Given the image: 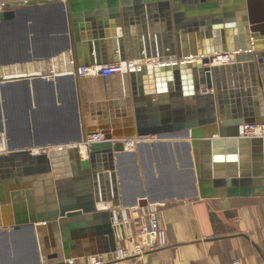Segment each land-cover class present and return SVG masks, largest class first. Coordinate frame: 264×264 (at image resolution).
Here are the masks:
<instances>
[{
	"label": "water",
	"instance_id": "obj_1",
	"mask_svg": "<svg viewBox=\"0 0 264 264\" xmlns=\"http://www.w3.org/2000/svg\"><path fill=\"white\" fill-rule=\"evenodd\" d=\"M58 3L67 14L64 51L72 53L77 67L126 62L123 42L132 26L137 27L142 49L139 67L99 80L111 94L97 101L115 108L110 126L89 132L90 137L100 133L102 141H82L42 155L24 150L0 154L2 209L11 203L17 209V202L23 199L18 192L35 187L38 179L50 185L52 178L47 175L51 170L56 182L72 178L76 183L75 192L48 195L51 203L56 199L58 207L38 215L42 264H66L115 253L128 227L119 223L118 236L112 223L115 208L99 211L97 206L106 201L104 178H111V201L118 200L115 155L126 151L124 140L189 133L201 199L264 196V137L246 138L240 132L242 125H264L259 109L264 99V0H17L12 5L3 4L0 21H13L19 7L43 8ZM159 23L165 38L162 44ZM109 40L116 44L118 58L96 55L95 62H76L80 42L92 53ZM224 56L227 64L215 63L217 57ZM248 68L263 73L262 80L259 76L252 87L238 84L235 77ZM248 146H252L251 159L244 155ZM83 149L86 158L80 160ZM67 155L72 156L71 163L65 159ZM26 195L31 197L29 191ZM137 205L156 209L146 199H139ZM116 219L120 220V213ZM5 226L0 224V229ZM43 227L54 236L47 254L40 241ZM87 232L103 240L104 251L68 255L69 243L77 244ZM153 235L146 239L154 242Z\"/></svg>",
	"mask_w": 264,
	"mask_h": 264
},
{
	"label": "crops",
	"instance_id": "obj_2",
	"mask_svg": "<svg viewBox=\"0 0 264 264\" xmlns=\"http://www.w3.org/2000/svg\"><path fill=\"white\" fill-rule=\"evenodd\" d=\"M66 17L60 3L43 8H16L13 21H0V70L21 72L22 66L68 52L64 51L67 43ZM136 28H130L122 50L126 62L140 64L138 58L141 57L142 44ZM157 33L162 44L165 38L160 23ZM115 49L116 44L109 40L99 44L91 53L89 46L82 41L77 45L76 62H95L96 55L115 59L118 58ZM3 74L9 75L5 71ZM226 74L225 71L227 81ZM262 74L258 68L254 73L248 68L237 72L235 77L238 84L241 82L252 87ZM100 79L96 76L77 80L65 76L49 82L37 78L2 81L0 135L5 141L0 142V146L4 148L3 154L23 150L32 154H48L53 150L74 147L88 140L90 131L98 132L102 126H110L111 113L115 108L97 101L111 94L100 84ZM231 80L233 82L234 79ZM118 107H121L120 103ZM259 109L264 115V99ZM177 134L150 136L149 139L155 141L140 143L135 152L115 155L114 187L119 189V198L116 202L111 201V178H104L106 201L97 206L99 211L113 206L115 210L120 208L127 212L139 199L159 204L157 223L159 229L165 230L166 245L162 248L156 244L153 248L148 245L141 255H129L117 261L114 254L101 255L102 264H233L235 261L239 264H264V196L201 199L194 163L193 169L192 164L189 165L192 162L188 159L187 145L178 140L164 141L166 136ZM251 154L252 146H248L244 155L250 157ZM71 158L67 155L65 159L71 163ZM84 158V152L80 153L79 159ZM52 171L47 175L52 178L50 185L39 180L36 174V186L18 192L23 199L17 202V209L12 203L5 209L0 208V224L7 225L0 229V264H42L36 230L37 225L42 224L38 215L57 209L56 199L51 203L48 197L51 193L76 191L74 179L56 182ZM194 184L197 191L192 189ZM143 188L146 190L142 191ZM131 189L136 192V202L124 195L127 191L130 194ZM28 191L30 198L26 195ZM138 213L143 215L145 212L140 209ZM31 215L34 218L32 222ZM124 238L120 239V245L117 242V249L123 248L130 254L135 240L141 236L131 240L125 234ZM53 240V233L41 228L40 241L45 254L52 250ZM69 246L67 254L72 256L101 253L105 249L103 240L99 241L89 232L85 239L78 240L77 244L76 241L73 245L69 243ZM86 259L66 264H85Z\"/></svg>",
	"mask_w": 264,
	"mask_h": 264
},
{
	"label": "built area",
	"instance_id": "obj_3",
	"mask_svg": "<svg viewBox=\"0 0 264 264\" xmlns=\"http://www.w3.org/2000/svg\"><path fill=\"white\" fill-rule=\"evenodd\" d=\"M1 4H4L1 2ZM0 4V11H3V6ZM224 62H228L227 56H224ZM131 62H118V63H112L111 65H96V66H80L77 67L73 58V55L70 51L65 52V54L49 58V60H43V61H36L33 62L30 66H22L21 72H19L17 75L16 73L12 72L10 73L9 69H1L0 70V83L4 80L8 79H41L44 81H52L57 78L69 76L73 77L77 80H81L84 78H95L96 76L107 78L112 76H122L125 74H128L129 71L136 69L134 66L131 68V65H129ZM133 64V63H131ZM7 72L9 75H4L3 72ZM241 135L246 138H256V137H264V125L262 124H248V125H242L240 127ZM103 136L98 133L97 135H94L92 137H89L88 140H86L87 143H98L99 141H102ZM135 140V139H134ZM4 136L0 135V142L4 143ZM135 143V141H134ZM127 146V145H126ZM133 146V145H132ZM127 148V147H126ZM150 208V207H149ZM120 213V220H116V214ZM153 214V213H152ZM156 215V216H155ZM155 215H152L150 218V224H151V230L147 232L148 230L146 228L143 229L144 233H146V237L153 235L154 242H147L146 237L145 240L141 243H138L136 246H134V249L131 254H129L125 249H116L114 254V260H122L129 257V255H141L144 251V247H150L153 248V245L156 244L158 248H162L166 245V239H165V230L159 229L158 227V213ZM113 223H127L129 220L127 219V214L123 211L118 212L117 210L113 211ZM145 235V234H144ZM103 256L96 257V258H87L85 264H102L104 262ZM233 264H239L237 261H235Z\"/></svg>",
	"mask_w": 264,
	"mask_h": 264
},
{
	"label": "rangeland",
	"instance_id": "obj_4",
	"mask_svg": "<svg viewBox=\"0 0 264 264\" xmlns=\"http://www.w3.org/2000/svg\"><path fill=\"white\" fill-rule=\"evenodd\" d=\"M10 1V0H9ZM1 2V1H0ZM2 2H4V0L2 1ZM180 135H183V137H178L177 139L175 138V140L177 141H179V143H185L186 145L188 144L187 142H186V138L188 137L187 136V134L186 133H182V134H179L178 136H180ZM176 137V136H175ZM162 140L160 139L159 140V142H161ZM156 142H158V141H156ZM141 143V142H140ZM134 145V147L133 146H131L130 148H131V150H133L134 152L136 151V149H137V146L138 145H140V144H135V143H133ZM127 150V149H126ZM126 152V151H125ZM127 153V152H126ZM123 154H125V153H123ZM189 162V161H188ZM191 163H189V165H190ZM124 183H121V185H123ZM125 185V184H124ZM115 189H116V192H117V190L119 191V189L117 188V186L115 187ZM122 189H124V188H122ZM122 189H121V191H122ZM144 190H146L145 188H143L142 189V191H144ZM127 191V190H126ZM118 193V192H117ZM126 196H128L129 197V199L132 201V202H136V198H135V196H136V192L135 191H133V189H131L130 190V194H129V192H126V194H125ZM117 196H118V194H117ZM119 198V197H118ZM153 206H155L156 207V209H155V211H152V209L151 208H149V207H147V208H139L138 207V205L135 203L132 207H129V208H131L130 210H127V212H126V214H127V219L129 220L127 223H123V222H121L120 224H123V225H125V226H127L128 227V230L125 232V234L128 236V238L129 239H131L132 240V238L133 239H136V238H138V236H141V239H136L135 241H136V243H134V246H136L138 243H141V244H143L142 242L146 239V238H148V237H146V233H144V231H143V229L144 228H146L148 231L147 232H149L150 230H151V224L149 223L150 222V218H151V216L152 215H155L156 213H158V211H159V204H158V206H157V204H152ZM140 209H142L145 213L143 214V215H140L139 213H138V211L140 212ZM117 211L118 212H121V211H123V210H121L120 208L119 209H117ZM153 213V214H152ZM156 216V215H155ZM145 234V235H144ZM124 236V235H123ZM146 237V238H145ZM126 238V237H125ZM124 237H122L121 239H125ZM145 238V239H144ZM147 242L149 241V242H152V240L151 239H147L146 240ZM120 243H121V240L119 239L118 240V244L120 245ZM119 249H123V248H119ZM124 250V249H123ZM131 254V253H130Z\"/></svg>",
	"mask_w": 264,
	"mask_h": 264
},
{
	"label": "bare ground",
	"instance_id": "obj_5",
	"mask_svg": "<svg viewBox=\"0 0 264 264\" xmlns=\"http://www.w3.org/2000/svg\"><path fill=\"white\" fill-rule=\"evenodd\" d=\"M1 2L3 1V0H0ZM15 1H17V0H4V2L3 3H9L10 5H12L13 3H15ZM1 2H0V4H1ZM1 5H3V4H1ZM224 57H217L216 58V60H215V63H217V64H223L224 63ZM131 63H133V64H131ZM129 65H131V68L134 66V68H136L135 67V65H137V67H139V63H137L136 62V64L134 63V62H131ZM135 64V65H134ZM16 66V68H17V66H18V64L17 65H15ZM18 70V69H17ZM18 72H19V70L16 72V75L18 74ZM179 134H182V133H179ZM179 134H177L176 135V137H175V135L174 136H172V137H167L166 136V138L164 139V141H166V140H175V138L177 139L178 137H183V135H180V136H178ZM187 134V138H186V142L188 143L187 144V149H188V159H190V161L192 162L191 164H192V169H193V159H192V152H191V148H190V146H191V144L189 143L190 142V136H189V133H186ZM168 138V139H167ZM170 138V139H169ZM156 139V138H155ZM125 142V145H127L126 147V152H128V153H130V152H133V150H131V146L132 145H134L133 143H134V141H135V144H140V142L141 143H146L147 141H150V142H153V141H155L154 139H149V138H146V139H136V140H133V138H132V140L130 139V140H124ZM166 145V144H165ZM131 147V148H130ZM134 147V146H133ZM166 147H168V146H166ZM169 149H170V145H169ZM168 150V149H167ZM3 151H4V148L2 147V146H0V154H3ZM84 152V155L86 154L85 153V150L83 149L82 150V153ZM168 153V152H167ZM170 153V152H169ZM183 153V152H182ZM161 154V153H160ZM159 154V155H160ZM157 155V154H156ZM158 155V156H159ZM167 155H169V154H167ZM166 155V156H167ZM145 157V156H144ZM162 157V156H161ZM170 158V157H169ZM160 159V158H159ZM159 161V160H158ZM161 161V160H160ZM156 163H158V162H156ZM160 163V162H159ZM167 164V163H166ZM168 166V165H167ZM125 183H126V181H125ZM127 184V183H126ZM127 185H129V184H127ZM127 185H124V187H126ZM126 189V188H125ZM124 189V190H125ZM193 191H197L196 190V184H194V186H193ZM123 190V191H124ZM128 192V191H127ZM125 195V194H124ZM138 196H140V195H138ZM149 204H150V202H149ZM149 206V205H148ZM147 206V207H148ZM123 212H124V214L126 213V211L125 210H123ZM114 220V219H113ZM117 220V219H116ZM118 221V220H117ZM117 221H116V223H113L114 224V226H115V231H116V234L119 236L120 234H121V232L119 231L120 229H119V227H117V226H119L118 225V223H117ZM117 231L119 232V233H117ZM21 253V252H20Z\"/></svg>",
	"mask_w": 264,
	"mask_h": 264
}]
</instances>
